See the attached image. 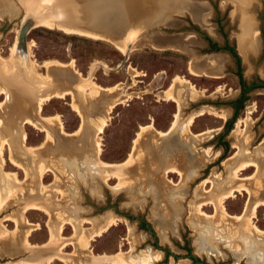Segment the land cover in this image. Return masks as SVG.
I'll return each mask as SVG.
<instances>
[{"label":"rangeland","instance_id":"374dc122","mask_svg":"<svg viewBox=\"0 0 264 264\" xmlns=\"http://www.w3.org/2000/svg\"><path fill=\"white\" fill-rule=\"evenodd\" d=\"M7 1L10 4L9 7L16 4L18 12L11 17H0V55L2 58H10L12 48H14L15 32L27 5L34 12L36 11L37 18L38 16L49 17V15H54L55 13L51 12L53 8L56 11L63 8L68 12L65 21H69V24L71 21L73 23L81 21L82 16L80 15L83 14L89 19H87L89 23H82L83 27L91 29L93 26L92 30L112 33L111 35L114 37L118 34V39L124 38L130 42L127 58L121 66L114 69L123 57V52L109 40L93 35L65 32L55 26H45L41 22L31 26L26 33V41L30 43L28 47L29 59L31 58L35 62L38 73L51 76L47 87L60 86L63 82L61 79H57L54 73L48 72L44 62H73V66L75 70L79 71V74L74 72L73 66L68 67V69L77 79L80 74L88 76L91 71L90 78L100 86H114L121 82L120 85L132 93L130 97L112 107L107 123L100 132L101 149L98 157L103 161L120 164L128 160L133 149L134 138L142 126L152 125L155 129L163 132L170 128L178 108L174 101L165 98L164 93L176 76L187 79L201 91V95L192 99L189 93L183 95L179 118L185 120L190 113L204 106L203 112L196 115L189 126L194 133L208 129L211 131L196 138H189L190 142L188 140V143L182 138L179 139L177 132H171L161 139V150L153 149L152 154H150L149 149L148 152L146 149L144 150V155L141 156L142 163H144L142 171L137 167L136 160L135 162L132 160L133 165L128 168L120 167L117 169L123 181L129 178L126 183L118 184L119 179L114 175L109 176L106 180L101 174L95 178L97 173L93 172L90 167L95 163V153L91 145L93 127L89 121L85 123L80 135L79 133L78 135L63 134L56 125L50 127L44 120L40 121L44 124L43 129L22 122L21 130L25 136L22 141L27 146L35 147L36 153H31L22 146L18 137L20 132L15 130L18 129L21 118L30 111L28 114L34 119H38L40 115L57 114L60 123H62V128L67 134L80 131L81 118L72 107L71 95L51 96L49 99L43 100L36 114L34 102L37 79H33L34 83H28L31 88L27 86V82H19L21 85L17 86L16 80L12 83L9 77L1 73L0 85L1 83L8 85V91L11 93V96L6 100L4 92H0V138L7 140L3 146L4 161L1 169L15 172V175L21 180L24 193L16 194L19 199L16 197L12 199L7 190L3 189L6 187V181L0 173V188L2 189L0 200L1 197L3 200V206L0 205V227L4 229V234L0 236V264H9L21 257L29 256L32 247L33 250H40L37 245H42L49 240L48 215L41 209L31 208L23 211L25 218L31 224H35L25 235V238H28L30 242V247L17 248V245L11 243V233L16 229V224L11 217L7 218V216L13 214L18 217L19 212L26 208V204L29 202L47 206L53 212L55 224L58 223L56 212L63 211V208L67 210L65 215L69 216L67 213L70 211L77 220L90 218L95 221L96 217L106 214L119 216L115 223L106 227L99 234L92 235L89 239L90 249L97 255H113L118 251H129L138 256L146 250L161 254L160 259L152 260L151 264H179V262H186L187 264H248V255L234 254L222 242L217 244L222 255L197 251L194 243L199 233L191 226L188 216L189 204L196 199V189L199 190L198 184L202 180L210 178L218 182V180L223 179L227 184H230L233 182L231 169L245 160H256L261 166L264 165V87H253L246 92L247 97L238 108L230 128L221 137L227 141V146L217 142L218 135L223 131L224 120L229 118L231 113L226 103L235 98L234 96L239 89L238 70L245 80V84L264 80V0H239L243 8L249 4L242 13L235 7V0H56L57 4H54V7L52 5V10L48 9L51 6L47 7L46 4L47 2L51 5L52 1ZM76 1L77 3H75ZM73 3L76 5H72ZM199 5L205 6L209 12L201 21L193 16L194 7ZM74 6L79 7V10L75 9ZM157 11H159V15H157ZM46 14L49 15L46 16ZM68 17L74 19L68 20ZM75 18L79 19L75 22ZM205 19L207 21L204 22ZM246 20L250 22L251 26L246 24ZM80 21L79 23H81ZM116 24L124 26L115 30ZM107 25L108 27H106ZM252 27L258 29V49L243 55L240 47L249 43L251 38L249 32ZM121 32L122 34H120ZM221 33L224 35L226 43H229L238 54L239 65L235 62V58L226 51L208 52L204 49V38L209 36L211 39L222 42ZM154 35L155 38L151 39ZM175 37L184 43L183 48L154 45L157 39L167 40ZM210 59H213V63H215V69L210 73L217 71L220 76L189 73L188 64L190 61L199 63ZM93 63L95 66L91 69ZM9 69L0 60V71L9 73ZM133 72H137V74L133 75ZM20 74L23 77V73L20 72ZM16 87L20 89V92L17 90L15 92ZM63 87L65 86L61 85L58 89ZM21 90L28 95L29 103L26 99L21 98L24 97L20 94ZM14 92L16 97L21 96L17 101V108L14 105L16 103ZM100 94L103 95L102 91ZM78 97L81 102H85L81 92H78ZM83 107L91 116L98 113L94 106L85 104ZM217 112L225 116L222 118ZM247 113V123L240 122L239 127L244 129V132L249 133V137L247 141L242 142V140L235 139L233 129L237 127V122ZM40 122L38 124H41ZM46 127L50 128L52 134V139L49 142L46 138ZM153 135L157 138L154 132L144 134L141 138L142 142L140 141L142 148L144 147L143 144H147L148 138L150 139ZM172 137L182 141V143L177 141L175 147L178 149L177 156L180 167L186 165L182 159L183 156L190 158L200 153L196 151L197 148L209 147L212 154L195 169L193 174L184 177L181 188L185 191H182V198L179 201L180 212L176 213L173 210V205H171V216L164 219L163 222L159 214L161 198L159 186L164 187L165 185L157 180L158 169L153 167L151 160L152 157L159 159V156H162L160 151L168 150ZM192 139L194 140L192 141ZM9 149H12L13 156L25 165V169L29 173L28 177L22 167H17L10 162ZM213 153L217 154L213 155ZM233 154L234 158L230 166H225L223 161ZM51 157L55 159L58 169L51 167ZM39 164H44L49 168L45 169L40 176L38 174ZM55 171L58 178L55 177ZM254 171L255 167L248 165L239 169L238 174L241 177H247ZM259 172V177L264 182V168H261ZM166 174L169 176L166 178L168 180L175 182L180 180L176 172L168 171ZM93 179L94 182L91 181ZM41 181L48 186V190H42ZM17 184L9 183L10 187L18 192L19 185ZM92 184L97 185V193L91 191ZM250 185L252 186L253 183ZM204 186L210 190L211 181H204L202 187ZM56 187L63 188L65 195L62 196V193L55 189ZM263 187L264 184L258 191V196L262 198H264ZM226 198L223 200V205L230 214L241 213L246 202L251 204L256 200L254 194L249 195V192L242 189L234 190L233 195ZM168 201L170 203L175 202L171 199ZM201 209L207 213H213V206L210 202L201 205ZM141 218L147 222L149 230L146 231L140 227L138 221ZM252 219L259 228L264 229V204H259L256 207ZM81 223L84 229L91 227L89 221L81 220ZM156 223L157 225H155ZM26 225L20 222L21 229L19 232L21 235L29 226ZM129 229L131 230L130 235ZM60 232L65 237L62 238L64 239L63 242L66 240L61 245V249L65 251L66 256L73 257L72 264H81L79 260H83L84 256L79 254L78 246L73 241L74 230L70 223H63ZM133 237L134 242L131 246L130 241ZM62 239L56 241L55 244H61ZM183 245L187 246L190 253H193L199 261L191 260L190 256L187 255L188 251L186 252L182 247ZM166 250L167 254H165ZM39 254L41 255V253ZM253 263L257 264L254 261ZM17 264L27 263L20 262ZM49 264H65V262L58 258H52ZM109 264L116 263L110 262Z\"/></svg>","mask_w":264,"mask_h":264},{"label":"bare ground","instance_id":"6f19581e","mask_svg":"<svg viewBox=\"0 0 264 264\" xmlns=\"http://www.w3.org/2000/svg\"><path fill=\"white\" fill-rule=\"evenodd\" d=\"M47 1H52L51 5L46 2L47 7L51 6L50 8H48L51 10H52V5L54 7V4H57L56 0H47ZM11 2H13V1H11ZM235 2H236L235 7H237L239 9L240 13H242L243 10L245 8H247L249 5V4H247L243 8V6L240 5L239 0H235ZM26 3H27V1H26ZM75 3H77V1ZM9 5H10L9 1L0 0V17H2V16L11 17V16L16 15V13L18 12V6L15 4V6L9 7ZM72 5H76V4L73 3ZM77 6H79V5H77ZM28 7L29 6L27 5V8ZM90 7H92V6H90ZM78 8L75 7V9H78ZM46 11L48 12V10H46ZM55 11H56L55 8H53V10L51 11V12L55 13L54 15L49 12L50 14H52V16H50L49 14H46V16L49 15V17H45V16L39 17L38 16V22H41L45 26H48V27L55 26L59 29L64 30L65 32H74V33H80V34H86V35H93V36H97V37L109 40L121 52H125L126 46L130 43L127 40H125L124 38L118 39L117 38L118 34L114 37V35L113 36L111 35L112 33L109 34V33H105V32L92 30L93 26L91 27V29H87V28L83 27V24H87L89 22H87L88 18H86V16L84 17V15L81 13H80L81 15L79 14L80 16H82L81 21L79 20L81 23H79V21H77L78 23H73V21H71L69 24V21L68 22L65 21L66 20V13H68V12H66L65 9L61 8L59 11H56V12ZM78 12H80V11H78ZM151 12H154V11L151 10ZM208 13L209 12L205 8V6L203 7V6L199 5V6L194 7L193 16L198 21H201L203 18L206 17V15ZM73 15H74V13H73ZM157 15H159V11H157ZM131 17H132V15H131ZM71 19L73 20L74 18L68 17V20H71ZM78 19L79 18H75V22ZM253 20H254V18H253ZM205 21H207V19H205L204 22ZM85 22H87V23H85ZM90 22H92V21H90ZM142 22H144V21H142ZM126 23H128V22H126ZM246 24H248V26H251L250 22H248V20H246ZM88 26H86V27H88ZM123 26L124 25H117L116 24L115 30L117 28L120 29V27L123 28ZM125 26H126V24H125ZM106 27H108V25ZM106 27H105V29H107ZM102 28L103 27H101V29ZM240 28L242 29V27H240ZM103 30H104V28H103ZM257 30L258 29L256 27H252L250 32H249L250 37H251L249 43L243 44L240 47L243 55H246L247 52H249V51L255 52L258 49ZM120 34H122V32ZM159 34H161V33H159ZM124 37H126V36H124ZM171 37H173V36H171ZM153 38H155V35L151 39H153ZM29 45H30V43L27 42V50H28ZM154 45H158V47H160L161 45H168L171 47H175L177 49H181L184 47L183 46L184 43L181 42L178 37H175L173 39L170 38L167 40H162V39L158 40L157 39V41L155 42ZM168 46H166V47H168ZM13 51H14V48H12L11 54L13 53ZM0 60L3 61L5 66L6 65L8 66V69L10 68L9 69L10 74L7 73V71H2V70L0 71V74L3 73V75H6L7 77H9L12 80V83H13V81L16 80L18 82L17 86L21 85V83H19V82H22V83L27 82V84H28L30 82H33L34 78L37 79L38 84H36V86H35L36 98H35V102H34V112L36 114H37L38 110L40 109L41 103L43 102V100L49 99L51 96L61 97L65 94H70L71 98H72L71 99L72 100V102H71L72 107L74 108V110L77 111V113L80 115V118H81V123H80L81 125L79 126V127H81V130L80 131L77 130L72 134H67L64 131V129L62 128V123H60V118L58 117L57 114L50 115V116L40 115V117L38 119H36V118L34 119L33 117H31L28 114V113H30V111H28V112L26 111L27 113L20 120L19 127H17L18 129H15L16 131L19 130V132H20L18 137H19V140H20V143L22 144V146L26 150H28L29 152L36 153L34 151V149H36L35 147L27 146L22 141V139L25 137L24 132L21 130L22 122H26V123L38 126V127L43 129L44 124H42L40 121L44 120V121H46L47 124L50 125V127L53 125H56V127L63 134H66V135L77 134L78 135V133H79V135H80L81 131L84 128L85 123L89 121L93 127V135L91 137L92 138V141H91L92 144L91 145L93 146L92 148H94V153H95V163L93 164V166H90V167L93 169L92 170L93 172L97 173V176H95V178L98 177V174H101L103 179L106 180L109 178V176L114 175V176H117V178L119 179L118 184H120L122 182L126 183V181L129 180V178L127 180L123 181V179L121 178V175L117 172V169L120 167L128 168L131 165H133L132 160H134V162L136 160L137 167H139V169L142 171L144 163H142L143 160L141 159V156H142V154L144 155V150L146 149L148 152V149H149L150 154H152L153 149H157V150L160 149L161 150V146H160L161 145V139L166 137L167 135H169L171 132H175V133L177 132L179 135V139L182 138L183 140H185L188 143L189 138H192V137L196 138V137L201 136L202 134H205L207 132L209 133L211 131V129L210 130L208 129V130H205V131H202L199 133H194L190 129V126H189L191 124V121L193 120V118L196 115L201 114L203 112L204 106H202L199 110H196V111L190 113L185 118V120H182L181 117L179 118L180 107H181V103L183 102V95L189 93L190 98L192 99L196 96L201 95V91H199L197 89V87L192 82H189L187 79H184L180 76H176L173 79L172 84L165 90V93H164L165 98L174 101L177 104V108H178V112L175 114V119L172 122L170 128L167 131L163 132V131L155 129L152 125L142 126L141 129L139 130V132L137 133L136 138H134L133 149H132L131 153L129 154L128 160H126L125 162H122L120 164L108 163V162L100 159V157H98V153L100 152V149H101L100 132H102L104 125L107 123V120L110 116V110L112 109V107L115 106V104L121 102L124 99H127L128 97H130L132 95L131 92L126 91L125 88L120 85L121 82L118 84H115L114 86L103 87V86H100L99 84L95 83L90 78L91 71H90L88 76H83V74L82 75L80 74L79 78L77 79L76 76L72 72H70V70L68 69V67L70 68L71 66H73V62L60 63L57 61H53V62L48 61L46 63L44 62L45 66L48 69V72L54 73L55 77L57 79H61V81L63 82V84H61V85L65 86V87L60 88V89H58V88L61 85L55 86L53 88H49V87H47V85H48V80L51 78V76L48 74L43 75V74L38 73L37 69L35 68V62L31 58L29 59V63L27 64V66H25L19 58H15V59L11 58V55H10V58H7V59L2 58V56L0 55ZM95 63L92 64L91 69L94 68ZM211 63H212V65H211ZM72 69H74V72L79 74V71L75 70L74 66ZM214 69H215V63H213V59L201 61L199 63H196L194 61H190L188 64L189 73L195 74V75L203 73V74H210L212 76H220L219 72H217V71H215V73H210V71H213ZM134 71H136V70H134ZM20 72L23 73V77L21 76ZM135 74H137V72H133V75H135ZM26 76H28V77H26ZM129 77H131V76H129ZM14 84H15V82H14ZM27 86H29V84ZM33 87H32V89H33ZM16 90L18 92H20V89L17 87L15 88V92H16ZM101 91H102L103 95L100 94ZM0 92H4L6 100L9 98V96H11L10 91H8V85H6V84L1 83ZM15 92H14V97H15L16 103H14V105L16 106V108H17L16 104L18 103L17 101L20 99V97L22 95L24 97H21V98H23L24 100L26 99L27 102L29 101L28 95L25 94L22 90L20 93L21 96H18V97H16ZM78 92L82 93V96L84 97L83 100L85 101L84 103L79 100ZM85 104L96 107L98 113H96L93 116L87 114V111L83 107ZM28 106L29 105H27V107ZM0 107H1V103H0ZM206 107H208V106H206ZM204 110H206V109H204ZM217 113H219V112H217ZM218 115L221 116L222 118L225 116V115L220 114V113ZM247 117H248V113L245 117L241 118L237 122V127L235 129H233V134L236 137L235 139H237L239 141L242 140V142H245L248 140L249 133L244 132V129L239 127V124H240V122H243L244 124H246L247 123ZM13 119H15L14 116H13ZM38 121L41 124H38L39 123ZM0 129H1V125H0ZM6 131H9V130H6ZM46 132H47L46 138L49 142L52 139V134H51L49 127H46ZM150 132H154L156 134L157 138H155L154 135L151 136L150 139L148 138L147 144H143L144 147L142 148L141 147V144H142L141 138L144 136V134L147 135ZM179 139L172 137V141L168 146L169 147L168 150L162 151V152L160 151L162 156H159V159L152 157V160H151L153 167L158 169V174L156 177L157 180L161 181V183L166 186V187L165 186L164 187L159 186V196H161L160 202H159V209H160L159 214L161 215L162 218L161 217L160 218L163 222H164V219H167V217L171 216L170 215V211H172L171 205H173V210H175L176 213L180 212L179 201L182 198L181 194H182L183 189L181 188L182 187L181 184L183 183L184 177H187L188 174H193L195 169L198 168V166L201 165L205 160H207L208 156L210 154H212V151L210 150L209 147L197 148L196 151H199L200 153H197L195 156H191L190 158L188 156H183L182 159L185 161L186 165H185V167H180L178 165V161H179L178 156H177L178 155V153H177L178 149H175L177 141H180L182 143V141ZM193 140L194 139H192V141ZM185 141H183V142L185 143ZM189 142H190V140H189ZM4 143H7V140H5L4 138H0V173L5 178V181H6L5 182L6 187L3 189L7 190L8 194L10 195V197L12 199H14L15 197L17 199H19V197H17L19 195V193H24L21 180L18 179V177L15 175L14 171H6L5 169H1V165L4 161V156H3ZM91 154H92V152H91ZM216 154L213 153V155H216ZM233 158H234V154H233V156L227 157L223 161L224 165L230 166ZM10 162L17 167H22L24 169L27 177L29 176L28 171L25 169V165L20 160H18L15 156H13V150L12 149L10 150ZM51 165H52L51 167L58 169V167L56 166V161L52 157H51ZM248 165L254 166L255 171L247 177L239 176L238 170L242 169ZM261 168H264V165L261 166V164L258 161H256V160H245L243 163H241V164H239L236 167L231 169V178L233 180L232 183L227 184L225 182V180H223V179L218 180V182H217V181L211 180L210 178H206L198 184L199 190L197 191V189H196V193H195L197 195V197L195 199L196 201L192 200L190 202V204H189V216H188V220L191 223V226L194 229H196L197 233H199V236L194 243V245L196 244L195 247H196L197 251H200V252L203 251L204 253H210V254H214V255H216V254L222 255L219 247L217 246L218 242H220V243L222 242L224 245L229 247L230 250H232L234 252V254L248 255V257H249L248 264H255V263H253V261L256 262L257 264H264V229L259 228L254 223V221L252 219V217L254 216V212L256 210V207L259 204H264V198L258 196V191L260 188H262V186L264 184L263 179L259 177V173L262 172V171L259 172V170H261ZM45 169H49V168H47V166L44 164H39V166H38L39 176L44 172ZM73 170H74V168H73ZM168 171L176 172L179 175L180 180L178 182H175L173 180L166 179L169 177L166 174ZM54 174H55V177L58 178L56 171L54 172ZM75 176H76V174H75ZM263 177H264V175H263ZM246 179H247V181H246ZM208 180L211 181V189L210 190H207V188H205V186L202 187V184L204 183V181H208ZM42 181H41L42 190H48V186L45 185L44 182H42ZM91 181L94 182L95 180L93 179ZM9 183H12V184L18 183L17 184V185H19L18 192L16 190H13V188L10 187ZM250 183H253V185L251 186ZM17 185H15V186H17ZM96 186L94 184H92L91 191H94L97 193V187ZM55 189L58 192H61L62 196H63V194L65 195V191L63 190V188L56 187ZM241 189L249 192V195L254 194L256 196V200H254L251 204H248L246 202L245 206L243 208V211L241 213L230 214L226 210L225 206L223 205V200L226 197L232 196L234 190H241ZM16 194H18V195H16ZM0 195H2V189L1 188H0ZM168 199H171L175 202H172L173 203L172 204L168 201ZM0 202H1L0 205L2 207L3 206L2 197H1ZM207 202H210L212 204L213 213H207L201 209V205L206 204ZM31 208L41 209L42 211H44L48 215L47 225L49 228V240H48V242H46L42 245H37V246H39L38 249H40V250H37V251L33 250V247L31 246L33 251L32 250L30 251L29 256L21 257L18 260H14L13 262H11L9 264H17L20 262L21 263H27V264H49V262L52 258H58V259L64 261L65 264H72L73 263V261H72L73 257L66 256L67 254L65 253V251H63L61 249V245L63 243H65V241H66L65 240L63 242L64 239H62V238L64 236H62V233L60 232V229H61L63 223H70V225L72 226V228L74 230V233L72 236L74 238L73 241L78 246L77 248L79 250V254L84 256L83 260H79V261H81L80 262L81 264H109L110 262H115L116 264H133V263H135V264H151L152 260L158 259L161 256V254L159 252H153L152 253V252L146 251V250L142 251L140 253V255H138V256L130 253L129 251L128 252L127 251H118L113 255H106V254H102V255L98 254L97 255V254H94V252L90 249L89 239L92 237V235L99 234L106 227L115 223L116 220L119 219V216L112 215V214H109V215L106 214V215H100L99 217H96L95 221L93 219H90V218H81V219L77 220L73 216V213L70 211H68V213H67L69 216L65 215L67 210L63 208V211L60 210V211L56 212V216L58 217V223L55 224L53 221V212L47 206L36 204V203H30V202L26 204V208H23L19 212L20 214L18 217H15V215H13V214L12 215L8 214L9 216H7V218L11 217L12 220H14L15 224H16V229L14 228L15 230H13V232L11 233V235H12L11 243L15 244V246L17 245V248L24 247V246L30 247V242L28 241V238H25V235L28 233V231L30 229H32L35 226V224L34 225L31 224L28 221V219L25 218L23 211L27 210V209H31ZM81 220L89 221L91 223V227L88 229H84V227L81 223ZM20 222H23V223L29 225L28 227L25 228V233L23 235H21L19 232L21 229L19 226ZM155 225H157V223ZM130 232H131V230L129 229V235H130ZM3 234H4V229L0 227V236H2ZM60 239H62L60 241V243L61 242L62 243L61 244H55L56 241H58ZM8 241H9V239H8ZM133 242H134V237L130 241L131 246H132ZM39 253H41V255ZM93 259H94V261H92ZM179 264H187V263L186 262H179Z\"/></svg>","mask_w":264,"mask_h":264},{"label":"water","instance_id":"95a60500","mask_svg":"<svg viewBox=\"0 0 264 264\" xmlns=\"http://www.w3.org/2000/svg\"><path fill=\"white\" fill-rule=\"evenodd\" d=\"M37 22H38V18L36 16V13L33 11L32 8L28 7L24 10L18 28L15 32L14 51L11 54V57L19 58L25 66H27V64L29 63L26 33L28 29L34 24H37ZM129 47H130V43L126 46L125 52H123V57L121 58V60L118 62V64L115 66L114 69L121 66L124 60L127 58V51ZM189 255L195 258L193 253H190Z\"/></svg>","mask_w":264,"mask_h":264},{"label":"flooded vegetation","instance_id":"af4514ba","mask_svg":"<svg viewBox=\"0 0 264 264\" xmlns=\"http://www.w3.org/2000/svg\"><path fill=\"white\" fill-rule=\"evenodd\" d=\"M217 22V21H216ZM222 34V33H221ZM222 38H223V40H222V42H219L217 39H209V38H204V40H205V50L206 51H208V52H215V51H226V52H228L231 56H233L234 57V55L232 54V52H231V50L228 48V46L230 47L231 45L229 44V43H226V39H225V37H224V35L222 34ZM213 42H215V44H213ZM219 43H221V44H219ZM235 51V50H234ZM235 58V57H234ZM235 62L237 63V61H236V58H235ZM240 76H241V78L243 79V77H242V75H241V73H240ZM244 80V79H243ZM260 81H263L264 82V80H259V81H256V82H260ZM238 82H239V76H238ZM254 82V81H253ZM253 82H250V83H248V84H245V80H244V83H240L239 82V89H238V92H237V94L234 96L235 98L236 97H238L239 96V94H240V92H241V89H242V87L243 86H246V85H249V84H251V83H253ZM255 87H264V86H255ZM251 88H253V87H251ZM250 88V89H251ZM247 92V91H246ZM234 99V98H233ZM234 104V103H233ZM233 104H231V103H226V105H228L229 107H230V115H229V118L231 117V115H232V113H233V110H234V106H233ZM238 111V110H237ZM228 118H226L225 120H224V123H225V121L227 120ZM224 123H223V126L222 127H224ZM139 225H140V227H142V228H144L146 231L147 230H149L148 228H149V226L147 225V222L143 219V218H141L139 221ZM185 250H186V252H187V255L188 256H190L189 254H190V251H189V248L187 247V246H185V245H183L182 246ZM165 254H167V250L165 251ZM160 259V258H159ZM190 259L191 260H196V261H199L198 259H196V258H194V257H192V256H190ZM163 260V259H162ZM203 262V261H202ZM204 263V262H203ZM205 264H207V263H205ZM209 264V263H208Z\"/></svg>","mask_w":264,"mask_h":264},{"label":"trees","instance_id":"16d2710c","mask_svg":"<svg viewBox=\"0 0 264 264\" xmlns=\"http://www.w3.org/2000/svg\"><path fill=\"white\" fill-rule=\"evenodd\" d=\"M207 38L211 39L209 36H207ZM213 44H215V42H213ZM228 48L231 50L232 54L234 55V57L236 58V61H237V65H239V56L238 54L234 51L233 47L232 46H228ZM239 69V68H238ZM238 76H239V82L240 83H244V80L241 78L240 76V72L238 70L237 72ZM255 86H264V82L263 81H260V82H253L249 85H246V86H243L242 89H241V92L239 94L238 97L234 98L233 100H230L229 103L233 104L234 106V110H233V113L231 115L230 118H228L225 123H224V127H223V131L218 135V140L217 142L219 144H224V146H227V141L226 140H223L221 137L222 135L230 128V124L231 122L234 120L235 116H236V113H237V110L238 108L241 106L242 104V101L247 97L246 96V91H248L251 87H255Z\"/></svg>","mask_w":264,"mask_h":264},{"label":"crops","instance_id":"0c3cea01","mask_svg":"<svg viewBox=\"0 0 264 264\" xmlns=\"http://www.w3.org/2000/svg\"><path fill=\"white\" fill-rule=\"evenodd\" d=\"M229 108V111H230V107H228ZM217 129V128H216ZM217 131L215 130V133H216Z\"/></svg>","mask_w":264,"mask_h":264}]
</instances>
